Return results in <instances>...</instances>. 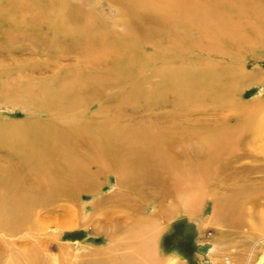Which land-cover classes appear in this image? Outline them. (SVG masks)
I'll return each instance as SVG.
<instances>
[{
  "label": "bare ground",
  "instance_id": "1",
  "mask_svg": "<svg viewBox=\"0 0 264 264\" xmlns=\"http://www.w3.org/2000/svg\"><path fill=\"white\" fill-rule=\"evenodd\" d=\"M116 1L120 4L121 23L124 27V31L119 34L103 22H99V32L92 33L97 28V24L94 23L97 21L88 0H0V38L4 44L2 48L8 53L35 49L36 53L43 52L47 54L46 58L56 63L55 60H59L61 55L70 52L80 57L88 56L91 62L103 58L109 66V70L107 68L104 72L90 69V72L84 71L80 74L75 71L70 72L72 69L64 71L62 65V68L57 66L56 74L52 78L50 75L51 79L40 85L33 84V79H27L25 82L15 79L13 84L7 81L5 83L3 80L7 79V72L4 69L0 70V82H4L3 86L0 85L2 93L5 92L4 87H7L17 95V102L23 104L24 108L32 109L40 105L44 110L50 111L49 115L52 116V120L49 119L50 121L45 125L36 124L34 122L37 120H33V123L30 122L32 124L17 125V123L0 126L4 130L3 134L1 133L3 144L12 151L11 153L15 151L16 155L22 158V164L36 173L38 179L35 180L39 181L38 186L34 187L36 189L31 191L32 193L27 190L30 192L27 193L23 189L25 182L22 184V181L25 175H21V168L17 170L13 168L14 171L11 170V166L3 172L1 170L0 187L4 190L2 189L3 193L0 194V227L5 228V231H16V228L20 230L21 226L33 227L35 220L33 221L32 217L34 219L33 215L37 208H42L44 205L68 200L74 196L82 197L83 194H97L99 188L94 183L95 175L88 171V165L91 163L98 164L100 172H114L117 185L125 191V197L118 191L112 197L97 201L94 206L103 209L106 205L116 204L126 210L127 216L138 213L135 214L134 232L131 235L138 239L136 237L141 238L142 228L154 231L157 224L151 217L149 219L140 217L138 207L140 200L131 198L137 192L132 186L137 180L148 183L153 179L157 181L163 172L172 170L177 178L175 195L180 199L176 204V210L193 212L195 210L193 203L201 197V187L207 183L206 173L214 167L213 164L218 159L229 155L230 161L235 163L236 168L237 164H240L242 169L246 165L243 161L248 158L264 161V102L257 100L249 108V105L238 103L234 96V90L242 80L258 81V83L259 80H263V77L257 73H246L242 70L243 66H240V62L242 58L246 59L248 55L253 54L254 49L259 45H264L263 38L258 40L260 29L264 28V0ZM24 4L29 5V11L23 10ZM146 13L149 16L145 15ZM137 31L141 34L140 39L137 37ZM22 41L25 43L23 44ZM176 42L181 45L174 46ZM148 43L153 46L160 45L162 49L170 43L169 45L172 46L167 48L170 49L168 52L171 56L174 55L173 57H190L195 51L210 52L213 56L223 54V57L234 60L236 66H224L223 62L201 68L184 65L170 67L162 64L165 67L155 72L154 80L149 78L151 81L139 80L134 83L130 78L134 75V71L131 72L133 75L128 77L124 70L133 67L129 63L132 55L140 54L143 49L139 48ZM224 43L228 44L227 50L220 49ZM164 52L162 56H165ZM68 57L70 54L66 56L67 59ZM75 57L73 55L72 58ZM120 59L123 61L119 62ZM136 59L135 57L134 60ZM123 62L128 63L123 66ZM24 64L18 67L22 76L25 67H32L34 70L38 67V63ZM126 78L131 79L133 83L128 82ZM114 88L117 91L111 100L112 103L107 105L101 103L104 102L102 96L107 90L112 91ZM169 97L174 98L176 103L184 107L190 101H195L194 103L199 106V103H208L209 106L220 103L218 105L223 108L222 102L231 104L234 110L239 112V116L234 126L221 125L216 131L204 132V136L198 133L197 136L190 133L176 136V133H168L167 129L160 128L161 125L146 131L137 128L127 130V126V128L121 127L123 124L120 126L119 118L124 119L125 116H122L127 106L134 105L133 110L136 108L138 110L139 106L145 103L149 105L147 108L153 109L157 105L158 109H163L167 106L165 102ZM109 101L108 99L107 102ZM93 107L99 109L97 113H93L96 117L92 118L88 116V112ZM160 115L158 119L165 117ZM195 146L200 148V152L206 153L204 160L192 162L190 160L192 155L187 156ZM181 153L184 162H180L181 160L177 163L173 162L177 156L174 154ZM261 154L263 155L260 156ZM248 167L246 168L248 175L243 174V170L240 169L243 175L238 173L236 178L244 184L236 193L234 192L235 194L233 193L234 196H228L229 202L225 205L216 202V214L224 209L233 210L235 217L238 218L241 213L239 211L243 208L237 205L240 199L244 202H257L256 199L264 195V166ZM251 175L260 176L247 179ZM255 181L261 183L254 184ZM40 211L42 210L38 212ZM107 214H99V217L105 219L99 217L96 219V215L91 216L86 225L92 226L98 221L102 229L94 227L95 234L104 233L108 238L114 239L125 219ZM64 227L66 230L69 228ZM25 229L24 231L28 230ZM153 244L155 243L148 244L143 258L141 243L135 245L137 249L133 257L113 254L114 250H120L122 246L99 250L94 256H108L107 254L111 253V257L98 260L94 264H147V258L149 261L152 260L150 258L154 252ZM210 248L208 246L206 251L200 254L206 255ZM25 257L32 262L36 254L30 251Z\"/></svg>",
  "mask_w": 264,
  "mask_h": 264
},
{
  "label": "rangeland",
  "instance_id": "2",
  "mask_svg": "<svg viewBox=\"0 0 264 264\" xmlns=\"http://www.w3.org/2000/svg\"><path fill=\"white\" fill-rule=\"evenodd\" d=\"M88 1H90L91 3V8L95 12V18L97 21L94 22L95 24H97V28L92 33L99 32V22L110 25L111 28L115 29V32L117 34L124 31V27L122 25L123 23H121L122 16L119 8L120 4L116 0ZM29 8L30 7L28 4L23 5V10L29 11ZM145 15L149 16L147 13ZM146 24L147 23H145V25ZM137 35V37L140 39L141 34L139 33V31H137ZM260 38L264 39V28L260 29L258 40H260ZM1 41L2 39L0 38V70H6L7 79H4L3 81H7L10 84H13L12 82L15 79H21L19 80L20 82H25V80L27 79H33L32 83L39 85L46 83L49 81V79L52 78L53 75L56 74L57 66L60 68H62L63 66L64 71H70L72 69L70 72L75 71L78 74L84 71L90 72V69L98 72L107 71V68L109 70L107 61H104L103 58L100 57V60L91 62L89 61L91 60V58L88 56L80 57L76 53L69 52L65 55H61V58L59 60H55L56 63H52V60L46 58L48 57L47 54L43 52L36 53L35 49H33L34 51H14V53L10 54L4 48H2L4 44H2ZM24 43L25 42H23V44ZM169 44L165 45L167 47H171L172 45ZM180 45L181 43L179 42H176V44H174V46ZM159 46H157V44H155L154 46L149 45V43L143 44L139 48L141 50L143 49L141 53L132 55V59L129 63L131 64V67L132 65L133 67L129 70L125 69L124 72L126 71V76H131V72L134 71V75H132L135 78L133 76L130 77L131 79H133L134 83L139 82V80H154L156 74L155 72L160 68L165 67L163 65L170 67L174 65H184L192 68H201L206 65H218L222 62H225L224 64L222 63V65H228L229 67L231 65L236 66V62H234V60L232 61L229 57H223V54L213 56L210 55V52L199 53L198 51H195L193 52V56H179V58L178 56H171L169 54V48L165 47L166 49H162L161 46L160 48ZM157 48L159 50H157ZM227 48V43H224L223 47H220L221 50H227ZM254 50V53L248 55L246 59H241L240 66H243L242 70H244L246 73H257L261 75V77H263V80H259V83L258 81L252 82L242 80L239 86L237 85L234 90V96L237 99L238 103L245 106L249 105V108L251 107L252 103L256 102L257 100H261L262 102H264V45H259ZM163 52L165 53V56H162ZM69 54L70 57H68L67 59L66 56H68ZM73 55L74 57H76L72 58ZM148 55H150V57ZM135 57L137 58L136 61L134 60ZM146 57H149V59H146ZM211 58H213V60ZM215 58L218 60H216ZM122 61L123 60L121 59L119 60V62ZM22 62L23 64L26 62L25 64L29 65L38 63V67L35 70L32 69V67H25L26 69L23 70L22 76V72L18 68L20 65H23ZM101 62H103L104 64ZM126 63L128 62H123L122 65L126 66ZM153 63L155 65H153ZM74 64L76 65L74 66ZM140 67L145 70H142ZM152 69L154 70L152 71ZM50 75L51 78H49ZM143 76L145 78L146 76L149 77H147L148 79L146 78V80ZM131 79L127 80L128 82L131 81L130 83H133ZM4 82H0V85L3 86L2 83L4 84ZM4 91L5 92L3 93L0 91V126L17 123V125H22V123H33V120H37L34 122L36 124L41 123L45 125L48 123V121L52 120V116L49 115L51 114V112L46 109L44 110V107L42 108L40 107V105H38L37 107H34L32 109H26L22 106L23 104L17 102V95H15V93L11 92L10 89L8 90L7 87H4ZM116 91V88H114V90L112 91L107 90L106 94L102 96V100L104 102L101 103L106 105L112 103L111 100H113V96H115L114 94ZM10 99H13L14 101H10ZM108 99L110 100L109 102H107ZM191 102L192 105H190ZM194 102L195 101H190L188 104H186V108V106L184 107L183 105L176 103L174 98L169 97L165 102L167 106L163 109H158L159 107H157V105H155L153 109L147 108L149 105L142 103L139 106L138 110L137 108L136 110H133L134 105H130L125 108L123 112L124 115H121L122 117L127 116V118L124 117V119L122 120V118L120 117L121 119L119 118V120L121 121H119L120 123H118L120 124V126L123 124V126L121 127H128L127 130L137 128L141 129V131H146L154 128V126L157 127L161 125V127L159 126L160 128L167 129V131H169L168 133H176V136L186 135L189 133L194 136H197L198 134L204 136V132H207L208 130L216 131V128L220 127L221 125L234 126L235 122L237 121V117L239 116V112L235 111L231 104L222 102L221 106L224 105L223 108L218 105L220 103L211 104L209 106L207 105L208 103L197 102L200 104L199 106ZM176 108H178L179 110ZM97 109H99V107H93L90 112H88V116L93 118L95 116L94 114L97 113ZM131 109L132 111H129ZM160 114L165 117H159V120L157 117ZM3 132L4 130H2L0 127V177L1 173L5 169H9V167L11 166V170L14 171L15 169L13 168H16V170L17 168H21V175H25L23 177L22 184L24 182L25 184H23L24 186L22 185L24 188L21 186L20 187L23 188L27 193H30L31 191H34L36 189L34 187L38 186L37 182L39 181L35 180L38 179V177L36 178V173H34L32 170H29V168L22 164V158H19L16 155L17 153L15 151L11 153L12 151L5 144H3V142L1 141V133L3 134ZM204 154L206 153L200 152V148L195 146L187 156L192 155L190 156V160L192 162H198L204 160V157L206 158ZM174 155H177V161L175 160L173 162L177 163L180 160V162H184V157H181L183 155L182 153ZM262 155L263 154H261L260 156ZM15 160L20 161V163L18 161L16 163ZM230 160L231 157L229 155L223 156L222 158L218 159L215 164H213L214 167L209 169L208 173H206L207 183H205V185L201 187V197L197 202L193 203V205L195 206V210L193 212H184L183 209H179L178 211L176 210V204L180 202V199L175 195V183L177 182V178L172 170L165 173L163 172L161 178H158L157 181L153 179L149 181V183L143 180H137L136 182H134L132 186L136 188L137 192L134 193L131 198L134 200H140V202L138 201V207L140 208V217L146 219H149L151 217L157 224V227L154 231L148 230L147 228H142L141 238L138 236L136 237L138 239H135L134 236H131L134 232L133 221L138 213H133L130 216H127L126 210L116 204L113 206L106 205L103 209L100 208L101 210L95 207V203H97V201L109 196L112 197V195L118 191H120L118 193H122L124 196L125 191L123 188L121 189L117 185L116 175L114 174V172H100L99 165L96 163H91L88 165V171L90 174L95 175L94 183L99 188L97 194H83L82 197L74 196V198L71 197L68 199L70 201L65 199L60 202H55L51 205H44L45 208L42 207L43 209L37 208L33 215L34 219L32 217V220H37L38 222H33L34 226L31 227L32 230L31 228H26L25 226L23 228V226H21L20 230L19 228H16V231H5V228L0 227V264H94V262H97L98 260H102L104 258L106 259L110 256L111 253H108V256H94V254L99 250H105L110 247H123L120 250H114L113 254L116 256L127 255L128 257H133L136 253L137 247L135 245L137 243L142 244L141 255L144 254L142 255V258L145 256L144 250L148 247V244L150 245L151 243H155L153 244L154 252L152 253V257L150 258L152 260L149 261V259L147 258V264H264V195L259 196V198L256 199L257 202H244L243 199H240L239 204L237 203V205L239 207L242 206L243 208L241 209V211H239L241 212L239 215V212L237 213L238 218L235 217V213L233 212V210L228 211L224 209V211L221 210L218 214H216V202H220L221 204L225 205L227 202H229V197L234 196L236 191L239 190V188L244 184L239 182L236 178L238 176V173H241V171L243 170L242 173L248 175L249 172H246V168L249 165L264 166V161L259 162L257 160H253V158H248L243 161L244 165L246 164L244 167L245 169H242V167L239 166L240 164H237V168L240 167L237 169L235 163ZM212 174H214L213 177L211 176ZM259 176L251 175L247 179L255 177L257 178ZM1 179L2 178H0V183L2 182ZM255 183L260 184L261 181H255L254 184ZM2 189L3 188L0 187V194L3 193L2 191L4 189ZM27 190H29L30 192H28ZM225 197L226 199H224ZM54 204L55 206H53ZM93 206L95 207V209ZM40 209L42 211H40L39 213L38 211ZM107 213L110 214V216L113 215L120 219H125V222L120 225V230L118 231V234L114 239L108 238V236L104 233L95 234L93 229L94 227L98 228L100 226V223L98 221L95 222V224H92V226L86 225L91 216L96 215L95 217L97 219V217H99V214L102 215ZM99 218L102 219L104 217ZM35 225H37L38 227ZM64 226H66V228H69L66 230ZM34 227H37V229ZM24 229L28 230L24 231ZM11 231L13 235L11 234ZM129 236L132 238H130ZM112 240L113 242H111ZM204 246L211 247L206 255H202L200 254V252H198L199 247ZM30 251H34V253L36 254V258L32 262L25 257L30 253ZM26 260L29 261L27 262ZM152 261L154 262L152 263Z\"/></svg>",
  "mask_w": 264,
  "mask_h": 264
},
{
  "label": "water",
  "instance_id": "3",
  "mask_svg": "<svg viewBox=\"0 0 264 264\" xmlns=\"http://www.w3.org/2000/svg\"><path fill=\"white\" fill-rule=\"evenodd\" d=\"M207 247H208V246L199 247L198 252H200V253L203 254V253L206 251Z\"/></svg>",
  "mask_w": 264,
  "mask_h": 264
}]
</instances>
